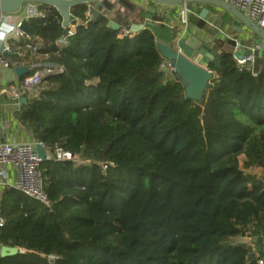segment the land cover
<instances>
[{
    "label": "trees",
    "instance_id": "trees-1",
    "mask_svg": "<svg viewBox=\"0 0 264 264\" xmlns=\"http://www.w3.org/2000/svg\"><path fill=\"white\" fill-rule=\"evenodd\" d=\"M148 3L152 11L142 10L139 23L135 11L116 10L123 2L103 4L115 20L88 16L82 4L69 28L55 8L39 5L46 18L28 21L36 53L12 43V51L26 50L24 60L39 57L31 65L63 69L22 105L19 122L49 149L63 147L79 161L41 164L51 208L14 189L3 192L0 244L20 252L0 256V264L264 261V58L242 71L233 47L218 41L221 64L210 66L206 99H188L157 48V39L174 40L177 8ZM188 8L191 26L215 39L200 7ZM110 21L145 28L120 38ZM70 29L68 44L59 46ZM246 237L258 250L235 242Z\"/></svg>",
    "mask_w": 264,
    "mask_h": 264
},
{
    "label": "built area",
    "instance_id": "built-area-1",
    "mask_svg": "<svg viewBox=\"0 0 264 264\" xmlns=\"http://www.w3.org/2000/svg\"><path fill=\"white\" fill-rule=\"evenodd\" d=\"M221 1L241 11L246 17L251 18L257 26L264 30V0ZM159 6L163 7V9H167L168 11H171L170 8H177L176 11L178 19L171 22L172 29L176 31L175 38L172 42L165 43L173 45V43L177 44L180 41H184L183 38L185 32L180 33L177 24H188V26L185 27H187V29L191 28V25L188 21V16L191 11L189 10L188 6ZM38 7L39 5L36 3H27L18 14H6L0 12V25H7L12 29V32L7 35V38L3 42H0V48L2 45H5L7 49L12 51V44L10 43L9 47V42H11L13 36L19 37L24 35L19 30L22 21H29L33 18H46L45 13L40 11ZM15 15H17L18 19L15 23H11L12 17ZM88 16H91V13H89ZM118 31L120 38L135 34L125 27H121ZM223 33V40L232 38L225 32ZM73 34L74 29H70L67 35L62 37L57 44L61 47L66 46L68 44V38L73 36ZM233 41L235 43L233 57L237 63V66L242 71L252 68L257 57L254 54L241 55L240 53L241 51H249L250 49L254 51L255 48H252L251 44L246 40H244V42L234 38ZM158 42L164 41L157 39V43ZM28 48L30 50L32 49L33 53H36L37 51L36 47L29 46ZM14 53H17L19 58H24L25 56V53L21 51ZM15 67L16 63L13 61V59L5 57L3 52L0 50V69L14 70ZM162 68L171 72L172 74V69L168 61L166 64L162 65ZM28 69L29 71L34 69V72L24 76L21 79L16 77L17 79L12 83L0 87V97H6L8 99V103H4L3 105L0 104V204L3 192L6 189H14L25 196L42 203L47 208H51L52 203L44 191V177L41 171V164L45 161L77 162L79 161V158L70 150H66L60 146L55 147L53 150L49 149L43 142L34 139V137L29 132L27 135L31 139L30 141L24 140V136L21 133H11V130L15 124L21 125L17 116L23 105L20 102L21 98L25 97L27 100H29L39 97L40 86L43 84L44 80L49 76L60 75L63 73V69L61 67L57 68L49 64L45 66H41L40 64H32ZM8 106H12L16 110L9 111L7 110ZM39 148L45 150V159L39 155ZM4 224L5 220L1 215L0 205V227H3ZM246 239L251 240L252 238L246 237ZM261 240L264 246V230L261 234ZM1 246L2 245L0 244V247ZM259 264H264V261H260Z\"/></svg>",
    "mask_w": 264,
    "mask_h": 264
},
{
    "label": "water",
    "instance_id": "water-1",
    "mask_svg": "<svg viewBox=\"0 0 264 264\" xmlns=\"http://www.w3.org/2000/svg\"><path fill=\"white\" fill-rule=\"evenodd\" d=\"M108 0H0V12L6 14H18L25 4L36 3L38 5H45L55 8L63 18V26L69 28L72 22V10L82 4H87L91 9V14L95 18H105L108 10L103 6L104 2ZM154 4L164 6H188V5H201L200 18L205 20L210 13L209 7L220 8L229 13L234 21L232 27L234 32L238 35L247 31L250 38L246 39L251 44L253 51H241L243 54H254L258 58H264V30L257 26L253 20L246 17L241 11L235 7L221 1V0H149ZM109 27L118 31L121 27H125L133 33L144 30L143 24H131L125 26L120 21H110ZM19 30L27 37H36V31L28 24V21H22ZM191 40L186 43L180 41L178 49L174 50L173 45L165 42H158L157 48L161 56L168 61L172 74L185 88V94L188 99L195 101H202L206 99V92L210 88L211 81L214 79V72L210 69L211 64L219 67L221 58L213 45L218 38L224 36L220 32L215 39L207 43L194 33H190ZM245 42V41H244ZM258 47V48H256ZM0 50L3 55L10 59L18 58V54L10 51L5 45H2ZM237 56V55H236ZM17 76L20 78L29 72L28 68L18 67L15 69ZM20 102L24 105L27 104L25 97L21 98ZM39 155L45 159L46 153L42 148L38 149ZM20 252L17 247H0V256H14Z\"/></svg>",
    "mask_w": 264,
    "mask_h": 264
},
{
    "label": "crops",
    "instance_id": "crops-1",
    "mask_svg": "<svg viewBox=\"0 0 264 264\" xmlns=\"http://www.w3.org/2000/svg\"><path fill=\"white\" fill-rule=\"evenodd\" d=\"M200 9H202V6L200 7ZM108 15H109V13L107 14V16ZM17 19H18L17 18V15H15L14 17H12L11 23H15L17 21ZM204 21H205L206 24H209V22H210V24H213L214 23V25L219 26V27H216L215 28V30H216V36L220 33V31H223V32L227 33L228 35H232L230 37L235 38V39L240 40V41H244V40H246V39L249 38V35H248V32L247 31H244L242 34L238 35V34H236L233 31V29L232 30H228L227 28L226 29L225 28L222 29L221 22H219V23L216 22L215 19L212 16H210V13H209V15L207 16V18ZM187 30H188V32H185L184 38H183L184 41H186L187 43L191 40V36L188 35L190 32L198 35L199 37L201 36L200 38H202L206 42H210L211 41V38H210L211 36L206 31H204L202 29H196L195 27L191 26V28L190 29H187ZM31 39H32V37L30 38V37H27L26 35L19 36V37L13 36L11 42H9V47H10V43L12 44L13 42H16V41L17 42L22 41L25 44V49H29L28 47L31 46L30 44L32 43V40ZM220 39H221V41H224L221 36L219 37V40ZM219 40H217V41H219ZM14 47H16L15 48L17 50L16 52H20V51L23 52L24 51V50H21L19 48V46H14ZM213 49L215 50V47ZM234 49L235 48L233 47L232 52L234 51ZM24 53L26 54V50L24 51ZM18 58H16V59H18ZM36 58H39V57L38 56H34L33 57V54H32V55H29L28 56L27 60L26 59L24 60V58H21V60L23 59L22 62H20L19 59H18V61L13 60L16 63L15 69L18 68V67L29 68L31 66V63H32L33 59H36ZM166 63H167V61L164 64H166ZM43 64H45V63H43V62L40 63L41 66ZM15 69L14 70L13 69H7V70L0 69V87L6 86L7 84L12 83L14 80H16L17 78H19L17 76L16 72H15ZM24 75H26V74H24ZM24 75L22 77H24ZM22 77H20L19 79H21ZM4 103H8V99L6 97H0V104L3 105ZM7 110L14 111L16 109H14L12 106H8L7 107ZM25 130L26 129L22 126V124L21 125L15 124L14 127L11 130V133L12 134L21 133L24 136V140L30 141L31 139L27 135L28 131L27 130L25 131Z\"/></svg>",
    "mask_w": 264,
    "mask_h": 264
},
{
    "label": "rangeland",
    "instance_id": "rangeland-1",
    "mask_svg": "<svg viewBox=\"0 0 264 264\" xmlns=\"http://www.w3.org/2000/svg\"><path fill=\"white\" fill-rule=\"evenodd\" d=\"M109 2L110 3H115V4L123 2V5L126 6V7H124L125 9L122 8L123 7L122 4L121 5L118 4V6L115 7L116 10L120 9L122 11H124V10L125 11L126 10L135 11L132 16L135 17L134 20L137 23L143 22L142 10H149L150 12L152 11V5L148 3V0H109ZM127 2H129V3H127ZM156 5H158V4H155V6ZM198 7H201V5H198ZM197 9H199V8H197ZM191 10L195 11V8L193 7V8H191ZM209 10H210V16H212L215 19V21L218 22V23L222 22V21H225L226 23H229V25H231L233 23V21H234V18L229 13H227L226 11H224V10H222L220 8L209 7ZM108 13H109L108 16L110 17L111 20L117 19V16H116V14H114L113 11L108 12ZM151 20L152 19L147 18L146 19V23H151ZM185 26H188V24L187 25H184L182 23H181V25L177 24V27H178V29H179V31L181 33L182 32H188L187 27H185ZM206 27L209 28L212 31H216L215 28L219 27V26L214 25V23L210 24V22H209V24H206ZM188 35H190V33ZM228 36H232V35H228ZM233 40H234V38L226 39V40H224L226 43H224V41L222 43L225 45L224 47H227V49H230L231 47H234L235 44L233 43V45H232L231 43H228V41H232L233 42ZM230 45H232V46H230ZM173 46L175 47L174 50L178 49V43L177 44L173 43ZM239 159H240V165L243 168L244 163L246 162V157L244 155H242V156H240ZM248 171L252 172L254 174H257L258 176H260L262 174L261 170L257 169V168H252L251 170H248ZM235 242H243V243H246V244H251V246H254L257 250L259 248L258 242H257V240L255 238L251 239V240H248L246 238H237V239H235Z\"/></svg>",
    "mask_w": 264,
    "mask_h": 264
},
{
    "label": "clouds",
    "instance_id": "clouds-1",
    "mask_svg": "<svg viewBox=\"0 0 264 264\" xmlns=\"http://www.w3.org/2000/svg\"><path fill=\"white\" fill-rule=\"evenodd\" d=\"M12 29L7 25H0V42H3Z\"/></svg>",
    "mask_w": 264,
    "mask_h": 264
},
{
    "label": "flooded vegetation",
    "instance_id": "flooded-vegetation-1",
    "mask_svg": "<svg viewBox=\"0 0 264 264\" xmlns=\"http://www.w3.org/2000/svg\"><path fill=\"white\" fill-rule=\"evenodd\" d=\"M224 25V26H222L223 28L225 27V29L227 28L228 30H232L233 29V31H234V28L232 27V24L231 25H229V23H226L225 21H222L221 22V25ZM222 28V29H223ZM250 38V37H249ZM218 40H219V38H218ZM219 41H221V39L219 40ZM211 42V41H210ZM210 42H207V43H210ZM218 43V41H216V43L213 45V48L215 47V45Z\"/></svg>",
    "mask_w": 264,
    "mask_h": 264
}]
</instances>
